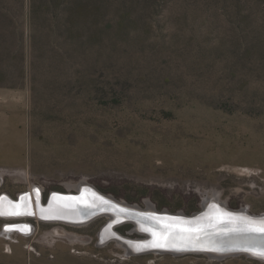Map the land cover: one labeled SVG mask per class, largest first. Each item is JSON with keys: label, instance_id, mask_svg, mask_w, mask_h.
<instances>
[{"label": "rangeland", "instance_id": "1", "mask_svg": "<svg viewBox=\"0 0 264 264\" xmlns=\"http://www.w3.org/2000/svg\"><path fill=\"white\" fill-rule=\"evenodd\" d=\"M80 182L172 213L213 194L264 213V0H0V196ZM36 219L0 217V264H264L126 255L104 217Z\"/></svg>", "mask_w": 264, "mask_h": 264}, {"label": "water", "instance_id": "2", "mask_svg": "<svg viewBox=\"0 0 264 264\" xmlns=\"http://www.w3.org/2000/svg\"><path fill=\"white\" fill-rule=\"evenodd\" d=\"M36 191L39 195L40 214L52 211L55 217L51 216V219L43 216V219H36L31 205L27 212L22 213L23 217L20 219L61 224L69 222L83 226L104 217L107 222L103 226V233L108 231L109 226L114 229L129 224L132 226L130 235L135 234L136 238L122 236L115 230L114 235L106 233L107 235L101 237L103 243L114 240L123 246L126 255L201 254L216 260L245 256L264 261V254H261L264 252V213L255 215L250 214L247 208L231 209L219 200L217 194L211 197L204 195L200 210L188 215L183 212L157 210L150 202L145 207L129 204L103 194L89 184L82 185L73 192H51L45 201L42 199L41 190L36 188ZM24 194L27 196L28 193H21L17 199L2 194L0 199L5 198L17 205ZM61 210L66 211L60 213ZM78 212H81V216ZM24 224L30 225L22 222L7 227L14 230ZM129 245L137 246L138 250H132Z\"/></svg>", "mask_w": 264, "mask_h": 264}, {"label": "bare ground", "instance_id": "3", "mask_svg": "<svg viewBox=\"0 0 264 264\" xmlns=\"http://www.w3.org/2000/svg\"><path fill=\"white\" fill-rule=\"evenodd\" d=\"M82 185H88V183L86 182H80V184H78V186L76 187V190L79 189ZM36 188L34 187L32 191H28L26 193L27 196L22 195L20 198H19V204L15 205V204H12V202L10 201H7L5 200V198H1L0 199V217H3V218H21L23 216L22 213H25L27 212L28 210V206H31L32 205V209H33V212H34V216L35 218H40V219H43L42 217L43 216H46V218H51L53 219L55 217V213L52 212V211H48V212H44V214H40V210H39V203H38V193H36ZM26 198V199H25ZM147 207H150V205H147ZM66 210H61L59 211L60 213L62 212H65ZM78 215L81 216V212L79 213L78 212ZM53 216V218L51 217ZM70 219V218H69ZM47 220V219H45ZM53 222V221H51ZM63 223L65 221H62ZM66 224H69V225H74V226H79L77 225V223H69V222H65ZM9 227V226H8ZM23 228V229H22ZM15 229H22V230H25V231H30V226L27 225V224H24L23 226H21V228H15ZM11 232V231H10ZM106 233H110L111 235H114L115 233L112 231V227L109 226L108 228V231L105 233H102V236L101 237H104ZM107 235V234H106ZM128 246V245H127ZM131 246V245H129ZM126 247V246H125ZM132 247V246H131ZM128 249V247H126ZM133 250H138V247L137 246H133L132 247Z\"/></svg>", "mask_w": 264, "mask_h": 264}, {"label": "snow or ice", "instance_id": "4", "mask_svg": "<svg viewBox=\"0 0 264 264\" xmlns=\"http://www.w3.org/2000/svg\"><path fill=\"white\" fill-rule=\"evenodd\" d=\"M261 254H264V252H262Z\"/></svg>", "mask_w": 264, "mask_h": 264}, {"label": "flooded vegetation", "instance_id": "5", "mask_svg": "<svg viewBox=\"0 0 264 264\" xmlns=\"http://www.w3.org/2000/svg\"><path fill=\"white\" fill-rule=\"evenodd\" d=\"M9 226V225H8Z\"/></svg>", "mask_w": 264, "mask_h": 264}]
</instances>
